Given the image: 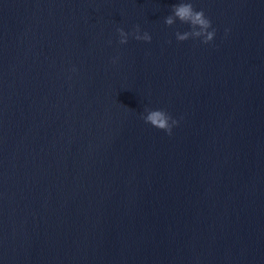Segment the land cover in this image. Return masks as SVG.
Listing matches in <instances>:
<instances>
[{
	"label": "water",
	"instance_id": "obj_1",
	"mask_svg": "<svg viewBox=\"0 0 264 264\" xmlns=\"http://www.w3.org/2000/svg\"><path fill=\"white\" fill-rule=\"evenodd\" d=\"M181 2L0 0V264H264V0Z\"/></svg>",
	"mask_w": 264,
	"mask_h": 264
},
{
	"label": "clouds",
	"instance_id": "obj_2",
	"mask_svg": "<svg viewBox=\"0 0 264 264\" xmlns=\"http://www.w3.org/2000/svg\"><path fill=\"white\" fill-rule=\"evenodd\" d=\"M172 14L167 16L164 23L171 27L177 20L182 24H187L190 26V31H186L183 34L176 32V40L178 42H184L189 39L200 40L201 43L208 45L211 44L215 38L216 30L212 27L211 20L206 17L203 10L197 11L193 4L188 0L181 3L173 5L171 9ZM121 45L128 43L129 34L126 33L122 28L117 29ZM139 26L135 28L133 32V37L137 41H144L146 43H151V36L145 32L143 35L139 34ZM115 63V60L113 61ZM75 71V69H73ZM145 115L141 116L144 123L151 125L157 130L165 132L167 135H172V129L178 126V121L173 119L170 114H168L163 109L153 110L150 108H145Z\"/></svg>",
	"mask_w": 264,
	"mask_h": 264
}]
</instances>
